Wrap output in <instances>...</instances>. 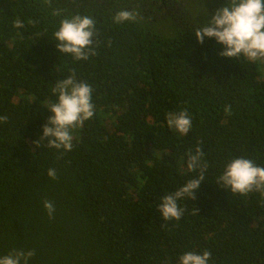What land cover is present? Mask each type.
<instances>
[{
    "label": "trees",
    "instance_id": "16d2710c",
    "mask_svg": "<svg viewBox=\"0 0 264 264\" xmlns=\"http://www.w3.org/2000/svg\"><path fill=\"white\" fill-rule=\"evenodd\" d=\"M227 3L0 0V257L179 264L210 251L208 264H264V191L242 196L218 183L233 159L264 167V59L221 57L215 40L193 34ZM125 10L134 19L115 22ZM75 15L96 21L86 60L55 47L61 21ZM69 77L92 88L94 115L71 129V151L47 139L37 147L52 89ZM181 111L191 117L186 135L167 124ZM197 147L204 182L194 200L178 201L182 217L165 221L162 195L198 178L187 167Z\"/></svg>",
    "mask_w": 264,
    "mask_h": 264
},
{
    "label": "clouds",
    "instance_id": "9594fccd",
    "mask_svg": "<svg viewBox=\"0 0 264 264\" xmlns=\"http://www.w3.org/2000/svg\"><path fill=\"white\" fill-rule=\"evenodd\" d=\"M46 2L50 4L51 0ZM53 14L61 13L56 11ZM132 19L133 14L127 10L118 12L114 17L117 23ZM95 23V19L90 16L64 18L54 33L56 49L59 53L71 54L75 60H86L89 55L86 50L90 49L96 35ZM16 26H21L19 21ZM193 34L200 44L204 43L205 38L215 40L224 49L220 53L221 57L238 59L244 56L253 61L264 59V0H228L227 6L218 9ZM52 91L58 99L47 109L52 115L43 126L40 141L35 143L39 147L47 139L46 147L71 151V129L94 115L92 88L85 82L69 77L57 82ZM225 113L230 114L229 108H225ZM6 121V116L0 117V123ZM167 124L170 129L186 135L191 129V117L186 111L170 114ZM202 155L199 147L195 149V154H188L187 167L192 172L199 169L198 178L189 180L174 193L162 195L158 212L165 221H178L182 217L184 209L178 205L179 200L185 197L195 199L196 191L204 182L205 168L200 163ZM47 174L52 179L56 178L55 169H49ZM218 183L222 189H230L233 194L242 196L253 191H264V167L257 166L250 159H233L224 168ZM44 208L49 218H52L55 212L53 203L46 200ZM34 255L32 250L13 251L0 257V264H28ZM210 258V251L202 254L189 251L179 257V264H208Z\"/></svg>",
    "mask_w": 264,
    "mask_h": 264
},
{
    "label": "rangeland",
    "instance_id": "374dc122",
    "mask_svg": "<svg viewBox=\"0 0 264 264\" xmlns=\"http://www.w3.org/2000/svg\"><path fill=\"white\" fill-rule=\"evenodd\" d=\"M165 25H167L166 23H165ZM167 27H169L168 25H167ZM164 33V32H163ZM260 64H261V66H260V70H262V78H264V61H260Z\"/></svg>",
    "mask_w": 264,
    "mask_h": 264
}]
</instances>
